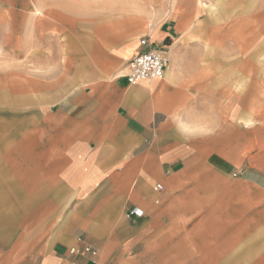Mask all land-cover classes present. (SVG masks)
I'll return each mask as SVG.
<instances>
[{"label":"crops","instance_id":"obj_1","mask_svg":"<svg viewBox=\"0 0 264 264\" xmlns=\"http://www.w3.org/2000/svg\"><path fill=\"white\" fill-rule=\"evenodd\" d=\"M165 2L118 45L99 23L58 43L72 12L0 0V264H264V46ZM145 36L166 71L130 84Z\"/></svg>","mask_w":264,"mask_h":264},{"label":"rangeland","instance_id":"obj_2","mask_svg":"<svg viewBox=\"0 0 264 264\" xmlns=\"http://www.w3.org/2000/svg\"><path fill=\"white\" fill-rule=\"evenodd\" d=\"M47 4V7H54L62 9L67 13H71L72 21L75 20V26H66L60 30L54 31V35L58 43H63L65 35L71 33L72 35H78L79 33L86 31L90 35H93L94 25L102 24L106 31V39L113 44H125L131 40L130 36L136 29L137 42L139 37L148 33V26H145L147 22L152 25L159 23L164 18L165 1L166 0H42ZM208 10L204 11V17L207 15L212 16L215 19H219L223 22L227 18V22L234 21L235 28L234 33L241 36L245 35L254 37L257 35V40H261V45L264 46V1L254 2L255 4L248 9H240L237 7L229 8L227 0H205ZM260 8H257V7ZM260 9V10H259ZM35 13L44 17L47 15L45 11L35 10ZM230 18V19H228ZM249 20V28H245L244 31L240 29V25L237 23L238 19ZM88 21L90 25H80L82 21ZM74 22V21H73ZM258 25L259 29L253 27ZM34 31L32 32V36ZM91 39V38H90ZM41 50L44 53H52V48L49 43H42ZM255 50V49H254ZM252 50L251 52H253ZM261 63H264V48L261 50ZM29 60L30 59H26ZM2 61V57H1ZM0 61V62H1ZM237 83V82H236ZM4 109L0 107V110ZM0 121V125H1ZM252 126L258 123L251 124ZM264 126V123H261ZM2 130L0 126V131Z\"/></svg>","mask_w":264,"mask_h":264},{"label":"built area","instance_id":"obj_3","mask_svg":"<svg viewBox=\"0 0 264 264\" xmlns=\"http://www.w3.org/2000/svg\"><path fill=\"white\" fill-rule=\"evenodd\" d=\"M140 42L146 50L138 53L129 62L126 78L130 84H136L142 80L162 78L168 64L163 51L152 46L149 36L142 37ZM138 212L137 209H133L127 215L130 217ZM86 250L89 251L90 249L87 248Z\"/></svg>","mask_w":264,"mask_h":264}]
</instances>
